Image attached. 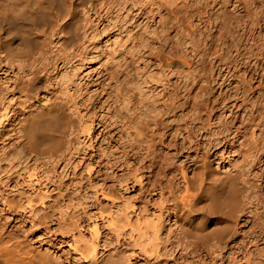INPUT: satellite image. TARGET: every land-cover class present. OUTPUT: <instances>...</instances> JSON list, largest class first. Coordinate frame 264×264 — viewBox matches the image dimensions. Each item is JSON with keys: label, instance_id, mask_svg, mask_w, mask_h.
<instances>
[{"label": "bare ground", "instance_id": "obj_1", "mask_svg": "<svg viewBox=\"0 0 264 264\" xmlns=\"http://www.w3.org/2000/svg\"><path fill=\"white\" fill-rule=\"evenodd\" d=\"M16 1L0 2V48L5 58L4 71L11 72L17 68L30 72L31 77L20 88L21 91L25 90L28 101H31L38 94L47 92L48 84L38 76L37 71L51 63L45 30L41 34L45 35L44 38L35 34V28L42 23L50 29H46L48 33L57 34L52 31L55 22L69 10L72 0ZM93 1L74 11L69 22L73 30L71 36L62 37L60 47L54 48V55L59 60L70 63L77 60L81 66H84V62L92 63V58L79 40L80 29H83L85 39L86 12L89 13L97 5ZM104 6H107L106 11L112 7L106 2ZM144 8H140L137 15H144ZM225 15L226 18L231 16L228 13ZM62 27L65 30L67 23ZM158 46L157 51L163 44ZM115 52L109 53V61L104 65L106 73L97 80L107 86L105 90L108 96L114 91H117V97L127 95V92H123L129 90L118 88L115 81L111 83L107 80L105 84V80L104 83V78L114 80L118 72L123 74L126 71L127 79L133 83L134 79L137 81L138 97L132 90L133 95L130 93L124 99V102L127 100L126 112L122 113L116 107L108 111L112 112L113 115H110L112 119L115 118L113 123L116 125L96 129L92 158L85 151H80L75 144L76 136L71 135L85 131L88 136L91 130L90 126L85 129L87 125H82L79 116L69 113L74 108L67 113L60 102L32 104L33 109L28 111V108L29 114H24L20 120L23 123L17 134L21 133L20 136L25 139L23 148L26 157L28 154L32 159L41 160L39 163L48 171L57 174L60 164L64 163L65 168L72 155L82 154L78 166L85 175L81 176L77 187L84 193L80 196L81 192L73 189L71 192L75 190L79 195L77 197L75 193L77 200L72 202L75 196L71 197L73 194H69L70 191L66 190L69 188L64 186L66 189L63 190L67 192H58L56 195L59 197H56L59 199L54 198L51 203L44 200L48 197L45 194L37 193L34 199L21 193L12 194L9 187L12 183H18L16 180L20 175L18 170L12 168L9 172V169V173L4 174L5 181L0 178V183H4L2 186L0 184V264H66L68 261L44 248L39 240L37 243L31 230H13L16 225L11 221L17 215L24 216L22 211L25 210L33 214L28 219L29 226L38 228L41 224L49 225L53 232L59 234L58 240L71 241L75 260L73 256L71 259L75 264H264V127H235L236 141L231 139L230 127H160L163 119L154 112L162 113L164 110H151L156 101H149L142 89L146 82L144 52L134 47L129 58H125L127 63H124L123 70L114 72L111 70L113 67L107 65H120L114 63L118 59L116 56H119V52L117 55ZM134 58L140 59L141 63L138 69L132 70ZM185 65L178 57L169 59L171 69L180 72ZM255 68L252 77L258 76L256 70L261 69L259 65ZM226 72L227 75L230 73L229 70ZM133 87L136 89V86ZM159 95L158 92L154 98ZM94 101H91V106ZM114 103L117 106L118 102ZM151 111L155 116H149ZM1 116L6 118V112ZM150 122L153 127L148 126ZM200 131L206 136L205 139L201 138ZM240 138L245 141L238 143ZM227 144L230 145L229 152L236 151L239 163L228 168L218 166V162L214 166L210 157L224 161L225 152L221 153L219 149ZM182 157L184 159L180 160ZM21 164L24 165L23 162ZM1 167L4 168V165ZM26 168L29 170L30 167ZM57 176L56 181L65 185V175L61 178ZM33 182L36 184L38 181ZM89 189L93 195L92 198L90 195L93 200L91 204L85 196L89 194ZM37 202L42 205L41 209L33 205ZM5 214L12 217L10 223L2 217ZM57 260H61L60 263Z\"/></svg>", "mask_w": 264, "mask_h": 264}, {"label": "rangeland", "instance_id": "obj_2", "mask_svg": "<svg viewBox=\"0 0 264 264\" xmlns=\"http://www.w3.org/2000/svg\"><path fill=\"white\" fill-rule=\"evenodd\" d=\"M2 1L5 0H0V2ZM24 1L17 0L16 2L22 3ZM87 2H91V0L71 1L69 10L58 17L55 22L52 31H56L57 34L48 33L46 30L48 28L43 26L42 23H38L39 25L35 28L36 31L34 32L38 36L44 37L45 35L41 34L45 30L44 34L47 37L46 42L49 44L47 47H50L49 56L51 57V63L41 66L37 71L38 76L48 84V90L46 93L38 94L36 99L28 101V94L24 92L25 90L21 91L20 88L31 77L30 72L27 69L17 68L11 72L4 71L6 70L5 58L0 48L2 67V71H0V117L2 118L0 119V167L4 165V168H0V178L5 181V175L12 168L18 170L20 175L17 180L15 179L18 183L10 185V193H21L22 196H30L33 199L37 197V193L45 194L48 195L47 198L45 197L46 199L44 198L47 203L54 201V198L59 199L57 198L59 197L57 196L58 192L66 193L70 191L68 193L73 194L71 197H74L75 193L79 191L78 193L81 192L80 196H83L82 193L84 192L78 190L77 187L79 179L82 175H85V172L80 170L78 166L82 154L72 155V159L66 164L65 168L63 167L64 163L57 168L56 173L59 172L60 174H54L51 170L48 171L43 168L39 163L41 160L33 158L37 160L35 161L28 154L26 157L23 148L25 139L20 136L21 133L17 134V130L23 123V120H20L24 118V114H29L28 111L33 109L32 104L45 105L48 102H60L67 113L74 108L69 113L79 116L82 125H87L85 129L90 126L91 130L88 132V136H86L85 131L78 135L73 132L71 135L76 136L75 144L80 151H85L92 158L93 146L96 142V129L116 125L113 123L115 118L112 119V112L108 111L116 107V110L122 113L126 112L125 103H127V100L124 102V99L132 94V90L135 97L138 95L136 80L134 79L133 83V81L127 79L126 71L123 74L118 72L114 80L109 79V77L102 78H104V83L106 80L105 84H107V80L111 83L115 81L118 88L123 90L126 88L129 91L123 93H131L129 96H127L128 94H120L117 97L115 96L117 91L108 96L105 90L107 86L100 84L97 80L106 73L104 65L109 61L111 51H116L115 55L119 52V56H116L118 59L114 63L118 62L120 65H107V67H113L111 70L114 72L115 70H123L127 63L125 58H129V53L134 50V47L135 50L140 49L144 52L143 64L146 82L141 86L145 96L149 97L148 100L156 101L151 108L150 104L149 108L153 111L155 108H160L158 111L161 110V112L165 111V113L164 111L162 113L154 112L157 117L163 119L160 127L164 125L165 127L167 125L168 127H230V136L233 141H236L235 127H264V0H94L93 2L97 5L89 10V13L86 12L88 17L86 16L87 20L84 24V30L87 32L85 39H83V29H80L82 42L79 40L80 45L86 48L88 56L92 58V63L84 62V66H81L77 60L72 63L63 62L57 58V55H54V50L60 47L62 37L71 36L73 30L69 22L72 21L74 11L83 8L84 5L87 6L89 4ZM105 2L108 3V6H112V10L108 9L106 11ZM140 8L146 9L144 15L142 14L143 16L137 15ZM226 13L231 14L230 18H226ZM66 23L67 27L63 30L62 26ZM57 27L62 28L58 29ZM109 32L111 34L107 35ZM159 42L163 46L157 51V47H160L158 46ZM173 55L186 63L180 72L168 66L169 59L174 57ZM255 62L257 64H255V67L259 65L261 68L257 69L256 73L262 74L257 73L258 76L254 75L252 77L251 73L256 69L254 67ZM140 63V59L135 60L134 58V68L132 70L138 69ZM228 70L230 73L227 75L226 71ZM133 86H136V89ZM23 89L25 88L23 87ZM172 90L174 93H171ZM166 91L171 95L166 94ZM156 92H159L160 95L154 98ZM175 97L177 98L175 99ZM93 100H95V105L91 106ZM115 101L118 102L117 106H114L116 105ZM171 108H174V110ZM153 111L149 114L150 117L155 116L152 113ZM5 112L7 114L6 118L1 116ZM159 114H162L163 117H160ZM148 126L153 127L151 122ZM200 134H202V131H200ZM203 135L201 138L205 139L206 136ZM244 141L243 138H240L237 142ZM230 150L229 144L220 147L219 152H225L223 155L225 157L224 161L221 162L220 159L218 160V158L212 156L210 162L214 166L218 162V166L222 168L238 164V155L235 156L236 151L229 152ZM26 158L30 160L28 161ZM183 159L182 157L180 160ZM7 163H9V166ZM20 164L22 168L19 167ZM25 167L30 168L28 170ZM56 175L60 178L64 176L63 180L64 182L66 180V184L60 185L56 181ZM58 176L57 178H59ZM38 177L41 178L40 181ZM33 179L38 182L35 184ZM55 181L56 184L54 185ZM0 184L2 186L4 183ZM64 186H67L66 188H69V190ZM73 189L77 191L71 192ZM88 192L89 194L85 196L90 201H86L91 204L93 195L90 189ZM77 195L79 194L76 193ZM76 196L74 200L72 199V202L77 200L78 196ZM33 205L36 209H41L42 206L40 202L33 203ZM25 211L27 212V210ZM25 211H22L24 216L23 214L17 215L15 220L11 221L12 224L15 223L16 225L13 230L15 232L31 230L30 232H32L31 234L36 242L39 240L44 248H49L51 252H55L57 255L60 254L58 255L60 259L68 260L66 264H75L73 261L75 260V252L70 247L71 241L58 240L57 235L59 236V234L54 230L57 233L55 234L53 228L49 225L43 224L42 226L41 224L38 228L29 226V220L33 214L27 212L26 216ZM2 217L7 219L9 223L12 220V217H8L6 214ZM22 219H25V221H22ZM43 227L49 230H45ZM72 256L73 260L71 259ZM60 261L57 260L56 262L60 263Z\"/></svg>", "mask_w": 264, "mask_h": 264}]
</instances>
